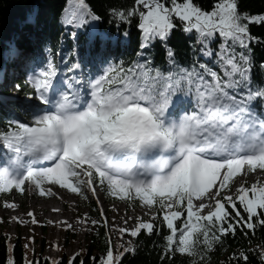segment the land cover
Instances as JSON below:
<instances>
[{
    "label": "trees",
    "instance_id": "trees-1",
    "mask_svg": "<svg viewBox=\"0 0 264 264\" xmlns=\"http://www.w3.org/2000/svg\"><path fill=\"white\" fill-rule=\"evenodd\" d=\"M79 2L85 7L81 24L67 26L70 5ZM187 4L202 16L186 21L170 15L166 27L143 28L151 10ZM42 75L51 100L61 93L70 100L72 93L62 80L75 78L84 95L77 106L88 101L91 85L97 84L100 105L86 123L93 122L90 131L102 139L143 102L149 112L171 108L167 118L175 124L187 116L206 122L208 111L219 122L243 124L256 133L264 126V0H0V98L9 100L17 93L31 99L35 88L30 78ZM43 110L38 117L12 102L0 103V199L15 192L25 196V188L5 173L17 170L14 160L21 159L23 142L30 137L28 122L33 128L58 129ZM153 118L162 134L176 135L171 122ZM242 165L264 173V157ZM233 167L215 170L225 172L222 195L241 173ZM88 170V182L106 200L123 197L138 207L148 199L153 213L142 222L133 244L125 251L118 248L112 264H264V189L199 218L187 205L191 166L155 186L120 183L96 168ZM40 176L66 182L64 171L56 170L29 172L27 184L36 187ZM166 199L176 201L179 217L166 218ZM87 208L94 210L93 205ZM91 240L80 254L67 257L63 252L56 264H109L114 244L107 232L101 227ZM0 264L52 263H43L29 246L2 234Z\"/></svg>",
    "mask_w": 264,
    "mask_h": 264
},
{
    "label": "rangeland",
    "instance_id": "rangeland-1",
    "mask_svg": "<svg viewBox=\"0 0 264 264\" xmlns=\"http://www.w3.org/2000/svg\"><path fill=\"white\" fill-rule=\"evenodd\" d=\"M84 11L83 3L79 2L76 6L71 4L70 12L66 14V25L71 26L75 22L76 28H78L81 24L80 15ZM75 13L78 15H75ZM170 15L180 17L186 21L199 19L202 16L201 12L190 4L185 6L175 5L172 8L166 7L164 11L159 7L150 11L142 26L145 29L166 27L169 25L168 17ZM18 60L19 62L22 61L21 59ZM74 79L70 80L68 78V82L62 80L65 88L72 93L70 100L65 101L68 107H71V103H75L84 97L81 91L83 86L80 84L77 86ZM32 83L35 88V96L31 99L21 98L15 93L14 98H9V100L0 98L2 101L0 103L12 102L24 110L34 111L39 117L40 110L47 106L45 105L46 99L43 100V93L45 90L48 91V82L42 75V77L34 78ZM18 89V86L14 85L13 90L17 92ZM62 99L60 97V101ZM89 99L92 101L91 107L99 104L97 84L90 87ZM126 103V106H129L130 102L127 101ZM143 104L145 106H138V103L129 110L130 113L138 109L149 113L151 116L150 122L139 129L141 148L138 150H130L127 146L128 143L121 135L122 125L125 123L127 116L114 127L110 134L104 135L103 139L100 133L90 131L93 122L86 123L91 114L86 116L84 122L81 120L71 127H64L60 124L61 134L53 126L49 128L36 125L33 128L32 122H28V125L31 126L30 137L23 142L25 147L20 150L21 159L14 160L17 170L13 174L10 172L5 173L13 183L23 186L26 192L25 196L15 192L6 200L0 199V236L4 234L12 243L18 241L29 246L31 251L38 257V260L43 263L56 264L62 259L63 252L67 257L80 254L84 248L90 245L91 238L102 227L107 232L109 240L114 244L109 264L115 263L118 260V248L122 247L124 251L127 250L133 244L134 236L140 229L142 222L151 219L153 213L148 199L143 200L138 207L130 205L123 197H120L118 202L106 200L101 191L88 182L89 168L107 171V166L102 164L105 163L110 167H115L119 173L123 174L125 179H132L136 173L139 174L143 169L146 172L149 171L151 169L149 162L154 158L156 159L162 151L170 153L172 160L179 159L183 155V150L188 142L200 143V141L203 142V139L205 140L206 136H209V141L204 142V146H201L203 149L214 148V151L222 150L224 154H230V149L234 145L241 147L242 140L253 138L252 133H249V130L243 124L237 123L234 125L229 121L219 122L217 116L213 117V114L208 111L204 112V116H207L206 122L187 116L176 125L167 118L168 111L171 108L151 109L149 112L147 103L143 102ZM143 108L148 109L144 110ZM98 109L104 110L102 106H99ZM222 109L220 115H223ZM14 112L16 111L14 110ZM42 115L47 118L44 112ZM153 116L163 124L168 125L171 122L173 124L171 125L172 131L177 134L174 137H167L162 134L159 131V123L154 120ZM146 128L151 131L147 132ZM261 128L263 129V126ZM210 130L213 131V134ZM65 132L67 134H77L72 143L64 142L65 137L63 134ZM55 152L66 153V156L56 168L60 172L64 171L65 184L60 181L49 182L42 176L39 177L36 187H32L30 183L27 184L29 171L33 170L39 174L53 172L52 170L55 168L37 167L36 164H41V161L50 157L53 159L51 164L55 163L58 156L57 154L52 157ZM72 157H75L76 160L73 161ZM231 157L232 155L224 159V166L238 161V158ZM169 159L167 158V160ZM212 164L186 163V165L191 166L189 172L191 190L187 205L189 210L199 218L211 215L218 210L220 205L236 203L239 199L245 198L251 191L264 189V173L259 171L250 172L246 168L241 169L243 163H236L233 169L241 173L234 179L232 190L228 192L225 189L224 195H222L221 188L225 172L218 173L215 171L217 168ZM182 166H174V168H177L176 173L168 180L156 182L155 185L169 182ZM150 173L149 171L148 174ZM69 175L73 176L72 180H68ZM116 182L126 183L120 180ZM134 184L152 186V183L145 182V180H139ZM197 197L204 201L207 208L198 210L192 205ZM50 203H54L57 209L62 210L63 217H71V220L58 222L49 219L50 210L44 209V206ZM87 205H93L94 210H89ZM176 206L175 200H165L166 218L168 220L181 215ZM58 213L59 210H55L53 215L56 216ZM67 229H69L70 235L67 233Z\"/></svg>",
    "mask_w": 264,
    "mask_h": 264
},
{
    "label": "water",
    "instance_id": "water-1",
    "mask_svg": "<svg viewBox=\"0 0 264 264\" xmlns=\"http://www.w3.org/2000/svg\"><path fill=\"white\" fill-rule=\"evenodd\" d=\"M141 120V122H140ZM151 118L144 111L134 110L131 112L122 126V136L129 143L140 141L141 134L139 129L147 125Z\"/></svg>",
    "mask_w": 264,
    "mask_h": 264
},
{
    "label": "bare ground",
    "instance_id": "bare-ground-1",
    "mask_svg": "<svg viewBox=\"0 0 264 264\" xmlns=\"http://www.w3.org/2000/svg\"><path fill=\"white\" fill-rule=\"evenodd\" d=\"M147 132H150L151 130H147V128L145 129ZM70 135V134H69ZM68 135V136H69ZM189 146H192V145H189ZM212 155L211 156H221L222 155V152L220 151H209ZM63 198V197H61ZM194 207H196L198 210H202L204 208H207L206 204L204 203L203 200H201L199 197H197L194 201H193V204H192ZM44 209H49L50 210V213H49V219L51 220H55V221H58V222H63L64 220H71V217H63V212L61 209H57L56 205L54 203H50L46 206H44ZM55 210H59V213L54 216L53 215V212Z\"/></svg>",
    "mask_w": 264,
    "mask_h": 264
}]
</instances>
